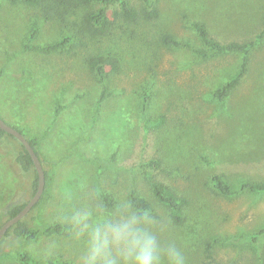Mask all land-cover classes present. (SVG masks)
I'll return each mask as SVG.
<instances>
[{
    "label": "rangeland",
    "instance_id": "1",
    "mask_svg": "<svg viewBox=\"0 0 264 264\" xmlns=\"http://www.w3.org/2000/svg\"><path fill=\"white\" fill-rule=\"evenodd\" d=\"M155 4L156 18L118 20L104 36L80 42L79 27L64 29L61 17L46 21L39 7L0 1V117L36 138L47 174L42 200L24 216L37 236L2 237L0 264H21L20 251L40 261L59 257L79 264L84 242L74 239L62 210L87 203L114 211L129 203L131 190L150 202V214L164 228L161 239L182 248L186 264H264V192L225 195L210 180L220 175L233 189L244 181L264 182V35L249 53L245 74L222 101L214 91L239 68V53L199 57L160 41L168 33L204 47L194 21L220 42L253 40L264 25V0ZM99 6L79 5L75 11ZM74 18L70 14V21ZM65 34L74 39L56 50L25 46L53 43ZM91 56L113 57L118 69L106 64L101 82L88 65ZM159 116L158 128L145 126V118ZM19 149L16 138L0 137V222L10 206L32 196L34 171L16 162ZM151 159L158 165H145ZM149 175L187 197L180 225L152 196ZM52 222L65 230L44 232ZM213 238L219 241L207 251Z\"/></svg>",
    "mask_w": 264,
    "mask_h": 264
},
{
    "label": "trees",
    "instance_id": "2",
    "mask_svg": "<svg viewBox=\"0 0 264 264\" xmlns=\"http://www.w3.org/2000/svg\"><path fill=\"white\" fill-rule=\"evenodd\" d=\"M1 1V0H0ZM12 3L21 2L22 4L30 7H39L41 9V17L50 21L55 17L60 18L61 26L64 29L68 26H77L78 38L80 42H83V38H97L107 34L116 24V21H124L127 23L137 22L140 19L150 20L156 18L159 15V9L155 4V0H142L143 5L138 8L131 4L129 0H9ZM94 2L100 4L99 7L95 9H86L83 12L75 11L76 6L83 5L88 6ZM109 4H116L117 9L107 10ZM80 13V14H78ZM70 14L74 15L75 18L70 21ZM62 15V16H61ZM191 26L195 30L196 34L200 38L204 47H196L191 42L185 41L173 37L168 33H162L160 35V41L163 45L169 47H183L188 48L191 52L199 57H205L208 53L213 54H228V53H239L242 57L239 68L230 76L229 80L221 87L214 91V96L222 101L224 97L229 93V91L235 87L239 80L243 77L246 72L248 56L252 48L257 46L260 42L262 35H264V25L260 33H258L253 40L246 42L239 41H227L220 42L211 37L204 25V23L199 21L192 22ZM36 33V28L34 27L29 35V40L34 38ZM74 39V36L65 34L60 40L48 43L46 45H32L26 44V47L40 51H52L65 46L68 42ZM110 65L111 71H116L118 69V63L113 57H102V56H91L88 59V65L91 70L95 72L98 79L102 82L104 81L107 72L105 65ZM106 92L103 90L101 93V98L105 96ZM145 98H148V94L145 93ZM163 122V117L159 116L156 118H145L144 123L148 128H158ZM7 134L4 130L0 128V137ZM10 135V134H8ZM12 136V135H10ZM13 137V136H12ZM15 138V137H14ZM29 143L34 148L35 152L38 154L37 150V140L36 138H28ZM20 144V149L16 152L15 160L20 165L23 170L33 169L34 179L32 181V195L37 186V175L33 167V163L30 155L23 145ZM158 160H149L145 165L157 166ZM211 185L219 193L225 195H234L239 191H250V192H264V182H254V181H244L240 184L238 189H233L230 184L223 179L220 175L213 174L211 176ZM47 182V174L45 172V185ZM147 184L152 196L161 203L167 210L170 221L175 225H180L184 220V208L188 204V199L186 196L178 194L173 188L169 187L162 181L147 176ZM102 198L108 205H112L113 201L107 194H102ZM42 200V196L38 202L31 208V210L36 207L38 203ZM129 204L134 208L139 210L149 211L151 208L150 202L140 195L135 190H131L128 194ZM27 202V201H26ZM26 202L20 204L12 205L8 208V217L15 215ZM30 210V211H31ZM2 222H0V225ZM65 230V226L52 222L44 226L43 231L46 233H61ZM38 234L37 230L30 227L28 222L22 218L7 229L4 236L13 235L24 240H33ZM3 236V237H4ZM218 238H213L211 241L207 242V251L213 243H217ZM18 259L21 264H72L68 260L61 259L59 257L48 258L44 261L37 260L32 255L26 251H20L18 253Z\"/></svg>",
    "mask_w": 264,
    "mask_h": 264
},
{
    "label": "clouds",
    "instance_id": "3",
    "mask_svg": "<svg viewBox=\"0 0 264 264\" xmlns=\"http://www.w3.org/2000/svg\"><path fill=\"white\" fill-rule=\"evenodd\" d=\"M63 221L84 242L79 264H186L182 248L164 241L149 211L125 202L101 212L85 203L62 210Z\"/></svg>",
    "mask_w": 264,
    "mask_h": 264
},
{
    "label": "water",
    "instance_id": "4",
    "mask_svg": "<svg viewBox=\"0 0 264 264\" xmlns=\"http://www.w3.org/2000/svg\"><path fill=\"white\" fill-rule=\"evenodd\" d=\"M0 128L4 130L7 134H10L13 137H15L21 143V145L24 146V148L27 150L28 154L31 157L33 167L37 175V186L33 195L27 200L25 205L15 215L7 218L0 225V239H1L5 235L7 229L10 228L17 221L24 218V216L31 210V208L40 199L45 187V171L42 166V162L39 157V154L35 152L34 148L29 143L28 138L25 137L20 130L6 123L1 117H0Z\"/></svg>",
    "mask_w": 264,
    "mask_h": 264
}]
</instances>
